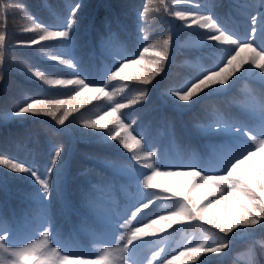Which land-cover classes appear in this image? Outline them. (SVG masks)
Returning a JSON list of instances; mask_svg holds the SVG:
<instances>
[{
	"label": "trees",
	"instance_id": "16d2710c",
	"mask_svg": "<svg viewBox=\"0 0 264 264\" xmlns=\"http://www.w3.org/2000/svg\"><path fill=\"white\" fill-rule=\"evenodd\" d=\"M166 2L171 13L180 10L211 14L225 29L240 38H247L255 27L254 46L260 43L264 0ZM77 3L81 8L72 31L74 47L70 54L77 58V71L88 77L92 87L105 83L103 69L106 65H113V56H133L142 52L143 47L157 44L172 35L169 60L164 71L147 86V98H141V103L123 110L128 119L136 121L134 132L143 135L147 145L170 163L213 165L214 153L208 145L215 143V138L204 135L197 125L206 127L217 120H226L246 128H258L259 115L251 111H260L264 104V80L252 74L259 72L258 69L245 65L219 92L205 89L193 101L181 102L170 92L181 91L201 71L220 64L224 56L220 49L231 47L216 42L201 44L207 30L186 28L184 21L164 12L162 7L156 11L160 6L148 5L147 0H0V31L8 37L6 68L0 69L4 75V83L0 84V154L32 166L43 174L54 149L62 148L57 165L61 168L62 190L59 195L53 192L48 214L66 250L94 258L102 247H115L119 243V235L124 233L119 225L129 219L139 199L136 185L128 180V172L149 171L137 164L131 158L132 154L118 142L101 139L103 132L83 128V119L96 118L113 102L106 98L93 100L79 111L72 112L64 126L42 115L14 119L6 115L31 98H66L72 90L73 86L45 85L27 72V68L32 67L56 78H71V68L50 58L69 55L61 46L63 41L43 42L33 47H17L16 42L36 35L23 31L33 22L49 28L63 27L70 8ZM146 7L148 14L142 18L141 13ZM253 19L256 24L252 23ZM101 41L110 45V54L101 55ZM153 50L150 48L144 54L145 65L156 59L151 56ZM142 71L143 67L127 70L128 74ZM124 83L127 84L125 90L116 94L117 99L123 101L140 96L145 87L131 81ZM120 84L114 81L107 90L115 91ZM55 175L54 172L53 177ZM93 185H111V188L96 201L95 207L90 208L87 201L92 198ZM39 192L40 185L32 179L10 173L0 166V217L9 222L19 246L39 238L43 198L34 199ZM163 207L158 202L140 216L162 211ZM132 223L135 225L136 222ZM207 228L209 226L203 222H186L134 242V246L139 245L133 257L135 264H160L166 254L182 249L188 239H199L203 235L211 241L229 242V248L224 252L201 257L208 264H264V228L260 225L235 230L226 237L218 232L215 235L206 233ZM161 247L165 251L156 256Z\"/></svg>",
	"mask_w": 264,
	"mask_h": 264
},
{
	"label": "snow or ice",
	"instance_id": "6c2138e0",
	"mask_svg": "<svg viewBox=\"0 0 264 264\" xmlns=\"http://www.w3.org/2000/svg\"><path fill=\"white\" fill-rule=\"evenodd\" d=\"M176 2L194 3V0ZM147 3L159 5L156 11L162 7L169 15L174 14L185 22L186 28L197 27L207 30L208 34L203 36L201 44L216 42L217 45L231 46L220 49L224 53L220 64L201 71L199 76L189 81L181 91L170 92L178 101L191 102L199 93L209 88L213 93L219 92L229 85L231 78L245 65L258 69L259 72L252 74L264 80V24L260 29V43L254 46L257 33L255 27L251 29L247 38H240L225 29L211 14L180 10L171 13L168 12L169 4L166 0H147ZM195 6L200 7L199 4ZM80 8L81 5L78 3L70 8L68 19L61 28H49L33 22L23 31L36 35L29 40L16 42L17 47H33L43 42L63 41L61 46L68 50L69 55L67 57L53 55L50 58L60 65L71 68L73 70L71 78H56L32 67H28L27 72L45 85L73 86L72 90L66 98H31L8 112L7 118L42 115L64 126L72 112L79 111L93 100L106 98L107 101L113 102L110 108L96 118L83 119V128L103 132L101 139L105 142H118L123 149L132 154L131 158L137 164L149 171L138 174L128 172V180L136 185L139 199L129 219L119 225L124 229V233L119 235V243L115 247H102L94 258H85L82 254L64 248L60 242V234L48 214L53 192L59 195L62 190L61 168L57 166L62 148L54 149L50 164L43 174L32 166L0 154V166L10 173L22 174L25 178L32 179L34 183L40 185V192L34 199L39 201L41 197L43 198V220L39 238L22 246L15 243L16 235L9 222L0 217V264H129V261L135 264L133 257L139 245L134 246V242L156 236L175 225L193 221L203 222L209 226L204 230L206 233L212 232L215 235L218 232L225 237L235 230L255 228L257 225L264 228V104L260 108L258 128H246L226 120H217L206 127L197 125L204 135L215 138V143L208 145L214 153L212 166L203 167L196 162L166 161L158 155L157 150L147 145L143 135L134 132L133 126L136 121L128 119L123 110L141 103V98H147V86L164 71L169 60L172 35L169 34L157 44L143 47L142 52L133 56H113V65L111 67L106 65L103 69L102 79L105 83L92 87L88 77L77 71L78 60L70 54L74 47L72 31L77 24V12ZM148 11L147 7L144 8L141 17H146ZM252 23L256 24V20L253 19ZM7 40L6 33L0 31V69L6 68ZM150 48L154 49L151 56L156 59L149 60L145 65L144 54L148 53ZM100 52L102 56L110 54V45L106 41H101ZM137 55L139 58H136ZM138 67H143L144 71L128 74V69ZM114 81L121 82L120 87L115 91L107 90ZM129 81L145 86L141 95L130 97L126 101L117 99L116 94L123 92L127 87L124 82ZM3 83L4 75L0 73V84ZM110 188L111 185H93L92 198L87 201L88 206L95 207L96 201ZM158 202L164 206L162 211L140 216V213L157 205ZM133 221L136 222L135 225ZM228 248L227 240L211 241L207 235L199 239L192 237L182 249L166 254L160 260V264H196L197 261L199 264H208L207 260H201L202 256L220 254ZM164 251L161 247L155 255L159 256Z\"/></svg>",
	"mask_w": 264,
	"mask_h": 264
},
{
	"label": "rangeland",
	"instance_id": "374dc122",
	"mask_svg": "<svg viewBox=\"0 0 264 264\" xmlns=\"http://www.w3.org/2000/svg\"><path fill=\"white\" fill-rule=\"evenodd\" d=\"M259 112L258 109H256L255 111H251V113L255 114V115H259Z\"/></svg>",
	"mask_w": 264,
	"mask_h": 264
}]
</instances>
